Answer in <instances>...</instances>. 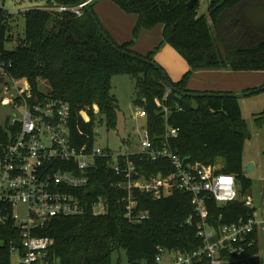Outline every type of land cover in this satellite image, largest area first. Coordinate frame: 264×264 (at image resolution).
I'll use <instances>...</instances> for the list:
<instances>
[{
    "label": "trees",
    "instance_id": "1",
    "mask_svg": "<svg viewBox=\"0 0 264 264\" xmlns=\"http://www.w3.org/2000/svg\"><path fill=\"white\" fill-rule=\"evenodd\" d=\"M99 1H93L90 8L100 22L96 12ZM111 1L124 14L137 17L132 39L123 44L117 43L100 22L112 43L119 50L158 66L157 54L166 45L173 47L190 66L181 82L171 81L181 93L199 94L189 90L188 84L200 71L264 72V37L255 40V33L243 22L236 26L241 19L242 5L263 4L264 0H213L210 20L199 16L200 0L193 9L189 7L191 0ZM79 4V0L49 2L53 6L77 7ZM24 19V40L15 51H7L6 45L12 40L10 20L15 18L0 9V57L13 65L11 73L27 80L35 93H39L40 81L45 80L54 97L70 103L75 113L73 138L79 147L86 144L90 149L93 147L98 121H106L110 129H117L120 108L111 94L112 79L131 76L137 81L135 104L147 110L146 124L155 146L163 150L166 143V118L163 108L157 105L161 101L172 110L169 126L179 130L177 138L169 139L170 149L180 157L189 158L193 164L219 166L220 173L235 175L241 195L246 196L252 182L245 174L244 150L252 133L243 118L240 101L220 97L232 93H213L218 96L193 99L171 92L153 66L114 50L86 11L79 18L71 11L57 13L49 7L36 8L27 10ZM52 21L55 30L50 28ZM158 27H163L162 42L147 55L137 53L134 48L140 37ZM246 39L250 44L242 45ZM255 90L258 89L245 93ZM82 111H87L88 122L81 118ZM255 125L264 126V113L255 119ZM7 140V132L0 128V144ZM133 160L146 174L173 171L169 161L139 163L136 157ZM108 161H99L90 185L82 192L85 214L55 219L41 233L55 240L54 253L61 264H113L114 254L122 250L130 264H155L159 248L194 252L204 246L198 237L192 197L181 192L161 200L149 195L140 197L141 210L149 214V219L139 225L130 224L125 218L124 194L115 186L118 177ZM99 201L105 203L107 212L94 216L93 205ZM207 208L216 228L238 222L249 214L242 202L221 206L213 197L207 201ZM192 217L194 227L188 224ZM13 229L11 220L0 223V264H12V241L21 245L19 232ZM250 255L253 264H261L262 246L256 245Z\"/></svg>",
    "mask_w": 264,
    "mask_h": 264
},
{
    "label": "built area",
    "instance_id": "2",
    "mask_svg": "<svg viewBox=\"0 0 264 264\" xmlns=\"http://www.w3.org/2000/svg\"><path fill=\"white\" fill-rule=\"evenodd\" d=\"M93 1L77 7L60 5L50 10L71 11L81 18L85 6ZM5 12L12 18L20 14ZM12 67L0 57V84L4 85L8 101L22 114V118H16L5 129L8 140L0 144V223L11 220L13 231L19 232L21 245L12 241L10 250L11 255L19 256L20 264H61L54 253L55 240L41 233L48 230L55 219L85 214L82 192L90 185L100 160H109V167L118 177L115 186L124 194L125 218L132 225L149 219V214L141 210L139 200L142 196L161 200L181 192L192 197L198 237L204 246L194 252L159 248L155 264H253L250 251L256 245L262 246L264 241L263 192L259 201L241 197L235 175L220 173L219 166L193 164L189 158L175 154L169 147V139L177 138L179 130L169 126L172 114L169 107L157 101L166 118L163 150L151 139L146 124L148 113L143 107L135 114L137 120L145 121V127L139 132L142 153L117 155L94 143L91 149L89 144L79 147L73 138L75 113L70 103L54 97L51 92L43 93L40 88L39 93H35L27 80L11 73ZM80 116L84 122L89 121L87 111H82ZM85 136L90 138V135ZM95 136L94 129V141ZM135 157L139 163L169 161L173 171L146 174L133 160ZM211 197L221 206L242 202L249 214L238 222L216 228L207 208ZM106 212L103 201L93 205L94 216ZM188 224L194 227L193 217Z\"/></svg>",
    "mask_w": 264,
    "mask_h": 264
},
{
    "label": "rangeland",
    "instance_id": "3",
    "mask_svg": "<svg viewBox=\"0 0 264 264\" xmlns=\"http://www.w3.org/2000/svg\"><path fill=\"white\" fill-rule=\"evenodd\" d=\"M50 1L51 0H0V9L8 12L20 13L19 16L15 18V21L10 20L12 29L9 36L12 37V40L6 45L7 51H15L20 41L24 40V11L36 8H56L57 6L49 5ZM212 1L213 0H200L198 10L199 16H204L210 20L209 9ZM98 5L100 7L111 6L114 4L111 0H100ZM96 12L105 27L109 24H112L113 26L117 25L109 16H104V14H101L97 9ZM126 17H128V19H137L136 16L131 15H126ZM237 25L238 24L236 23V26ZM211 26L214 30V26ZM131 36L133 37V33ZM247 44H250V42L248 43V40L246 39L242 45ZM136 82L137 81L134 78L127 75L115 76L112 79L111 94L117 99L120 108L118 126L115 130L110 129L106 121H100L95 127L96 136L94 144L96 147L107 150L109 149L117 155H124L126 153L135 155L143 152L139 132L145 127V121L137 120L135 117L136 112L140 109V107L135 104L137 98ZM247 86L254 88L256 84ZM39 88L43 93L47 94L52 91L50 84L45 80L40 81ZM260 88L263 87H258V89ZM11 96H14V94ZM8 100L9 98H6L4 94V85L0 84V128L4 130L7 129L16 118H22L21 112L18 111ZM239 101L243 108V118L247 122L252 133V138L246 141L244 150L245 171L249 164L255 165V170L246 174V177L252 182V188L247 192L246 196H240L254 198L256 201H259L263 192L264 180V126L256 127L255 119L261 117L264 113V91L240 99ZM18 211L21 212V209ZM1 245L2 244L0 243V246ZM262 249L263 256L261 264H264V241L262 242ZM167 260L168 257H165V261ZM12 264H20L19 256L17 254L12 255ZM113 264H130L124 250L114 254Z\"/></svg>",
    "mask_w": 264,
    "mask_h": 264
},
{
    "label": "crops",
    "instance_id": "4",
    "mask_svg": "<svg viewBox=\"0 0 264 264\" xmlns=\"http://www.w3.org/2000/svg\"><path fill=\"white\" fill-rule=\"evenodd\" d=\"M96 9L101 14H104V16H109L117 24L115 25L117 27L112 24L106 25L105 27L100 20L101 24L117 43L123 44L132 39L131 34L136 26L137 19H128V17L114 5L100 7L98 5ZM162 40L163 27H158L154 31L145 32L137 41L134 49L141 55L148 54L155 49ZM156 62L164 69L170 80L174 83L181 82L184 76L190 71L188 62L170 45L164 46L157 54ZM255 81L260 82L258 83ZM253 84H256L254 88L247 86ZM258 87H264V72L204 70L195 73L188 84V89L197 93L236 94L245 93L247 90L258 89ZM241 109L243 113V108L241 107Z\"/></svg>",
    "mask_w": 264,
    "mask_h": 264
},
{
    "label": "water",
    "instance_id": "5",
    "mask_svg": "<svg viewBox=\"0 0 264 264\" xmlns=\"http://www.w3.org/2000/svg\"><path fill=\"white\" fill-rule=\"evenodd\" d=\"M198 1L199 0H191L190 3H189V7L192 8V9L195 8V6H196ZM86 2L87 1H85V0H79L80 5L86 4ZM240 10L242 12H244L248 16L249 22H250V24L252 26H254L255 30L264 29V3L263 4H254V5L246 3V4H244V5H242L240 7ZM85 11L91 16V18L95 22V24H96L101 36L113 47L114 50L118 51L122 55L127 56V57H129L131 59H136V60L145 62V63L153 66L157 71H159L161 73L162 77L165 80V83H166L167 87L169 88V90L171 92H175V93H177L179 95H182L183 97H190V98H193V99L214 98V97L218 96V95L213 94V93L191 94V93H181V92H179L173 86L171 80L168 78V76L166 75V72H164V70L162 69L161 66H158L154 62H150V61L144 60V59H142V58H140L138 56H135V55H132V54H129V53H126V52H123V51L119 50L117 48V46L112 43L111 39L107 36L105 31L101 27L100 22L98 21V18L96 17V15H94V13H93L92 9L90 8L89 4H87L85 6ZM50 28L55 30V22L54 21L51 22ZM262 91H264V87L260 88L258 90H255V91H250L248 93L223 94V95H220V97L234 98V99L240 100V99H244V98H246L248 96H252L254 94L260 93ZM253 170H255V165L254 164H249L246 167V171H245L246 173L245 174H248V173L252 172ZM262 200H264V180H263V197H262Z\"/></svg>",
    "mask_w": 264,
    "mask_h": 264
},
{
    "label": "flooded vegetation",
    "instance_id": "6",
    "mask_svg": "<svg viewBox=\"0 0 264 264\" xmlns=\"http://www.w3.org/2000/svg\"><path fill=\"white\" fill-rule=\"evenodd\" d=\"M239 16L241 19L238 20L239 22L237 21V24H239L240 22L245 23L249 27V29H251V32L255 33L253 36L255 40H259L263 37L262 35H264V29L255 30L254 26L250 24L248 16L241 10L239 11Z\"/></svg>",
    "mask_w": 264,
    "mask_h": 264
}]
</instances>
